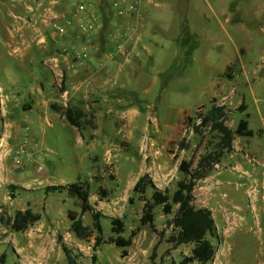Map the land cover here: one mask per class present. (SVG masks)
Instances as JSON below:
<instances>
[{"label": "rangeland", "instance_id": "374dc122", "mask_svg": "<svg viewBox=\"0 0 264 264\" xmlns=\"http://www.w3.org/2000/svg\"><path fill=\"white\" fill-rule=\"evenodd\" d=\"M223 1L237 10L233 18L244 17V29L233 33L234 44L221 37L223 44L208 57L214 67L198 75L199 67L192 64L197 41L181 13L177 15L173 9V23L167 26L163 21L165 30L156 35L157 39L151 37L147 43L137 44L136 53L122 44L117 46L123 52L114 66L119 70L107 77L106 90L88 94L87 107L81 108L83 126L77 131L51 106L68 107V72L84 66L94 47L88 40L91 35L96 41L103 38L102 33H111L116 40L118 33H123L110 19L120 16L109 10L110 0H0V255L4 254V264H67L58 236L78 255V264H179L189 256L191 245L174 248L167 241L172 232L167 222L176 207L170 215L163 214L161 207L154 209L153 231L139 224L142 203L131 189L147 174L154 184L166 185L171 196L176 183L183 179L178 171L180 160L192 159L194 166L198 157L211 149L212 135L194 134L188 120L201 107L215 102L233 110L226 123L231 129L245 115L251 121L264 118V13L259 20L252 14L256 9L264 10V0ZM78 5L84 6L82 13L76 11ZM171 5L183 7L182 0H172ZM90 14L97 16L99 27L82 32L78 24L83 15ZM217 20L223 23L222 17ZM223 25L230 31V25ZM98 31L101 35L94 36ZM186 37L191 43L185 44ZM84 45L86 57L77 62L73 51H80ZM225 45L228 66L223 61ZM42 69L52 76V88L41 90L37 104H33L31 96L36 93H24L22 83L30 70L41 75ZM213 72H217L214 79L221 91L204 102L203 88H207ZM227 87H234L235 93H222ZM199 102L204 104L197 106ZM241 103L245 109L239 112ZM248 107L253 113L252 109L245 113ZM180 140L189 147L178 149ZM237 140L244 138L236 136L232 145L238 144ZM244 147L238 146L241 160L253 164L251 156L244 157ZM21 148L24 160L16 167L12 157ZM232 166L234 163H229L223 169ZM74 183L87 185L88 202L101 216L100 234L93 227L91 214L80 213V200L66 189ZM201 185L199 181L194 190L195 203L210 208L216 228V236L208 237L215 254L207 264H264V218L255 214L262 205L243 201L240 190L226 185L214 191L217 204L211 195L197 190ZM56 186L64 188L48 190ZM25 210L37 214L38 220L22 232L5 226L6 219ZM70 213L79 215L83 225L92 228L90 238L78 240L71 233ZM227 213H237L246 225L232 230L233 217L227 218ZM111 220L120 221L122 230L112 226ZM132 233L127 247L109 242L110 238L127 239Z\"/></svg>", "mask_w": 264, "mask_h": 264}, {"label": "crops", "instance_id": "0c3cea01", "mask_svg": "<svg viewBox=\"0 0 264 264\" xmlns=\"http://www.w3.org/2000/svg\"><path fill=\"white\" fill-rule=\"evenodd\" d=\"M201 1L206 4L201 5L198 0H195L191 5L192 0H182L183 7H178L171 5L172 0H139L138 11L136 14L125 13L122 17L111 16L110 19L113 22L115 21L113 24L114 28L123 31V33L120 32L123 36L121 38L117 37L116 40L113 39L114 35L110 36L111 33L107 34V36L102 33L103 38L99 37L101 31H105L103 23H101V31L93 33L94 36L99 33V38H95L96 41L92 38L93 35L88 38L90 43L94 42V47L92 46L90 48L89 56L84 61V66L76 70H71L67 74L69 83L67 91L68 107H74L82 111L81 108L87 107L89 93H100L103 90H106L108 84L107 77L111 76L112 73H114L113 71L119 70L114 66L119 64L120 55L123 54V52L118 50L119 48H117V46L122 44V47L127 51L131 50V53H136L137 44H145L151 37L154 39L156 38V35L158 36L163 30H165L166 27L163 25V21L167 22V26L173 23L174 18L171 16L174 11L173 9L177 10V15L181 13L180 18L183 22H187V26L190 28L189 32L194 34V39L197 41L198 45L193 52L192 64L196 63L199 67L198 75L201 76L204 73V70L214 67V63L208 59L210 52L217 46L223 44L222 41H220L222 36L226 37L230 44H234L235 35L233 33L237 32L236 30L244 29V17L241 16L239 19L236 17L233 18L232 14H236L237 10L234 11L230 8V2L225 4L223 0ZM196 2H198V4ZM109 10H111V8ZM78 13L82 12L78 11ZM262 13H264V10L260 8L252 11L253 16H255L254 19L256 20L261 19L260 16ZM100 16L103 20L102 13ZM218 17L223 18V23L221 21L218 22ZM73 18L77 17L74 15ZM182 21L180 20V22ZM224 23L230 25V31L225 30ZM160 25L162 27L161 31ZM154 30H158V32H153ZM189 38L190 37L184 38L185 44L189 42L191 43L190 40L192 39ZM88 40L86 39L85 42H88ZM226 45H229V43ZM222 54L224 55L223 61L225 62V66H228L229 56L227 46L222 51ZM100 63H102V66H100ZM39 71L41 75L34 74L30 70L27 74V80H24L22 83L24 85V93H36L31 96L33 104H37L38 94L41 93V90L44 91L46 89L49 91L52 88V76H50L49 73H44L43 69ZM216 76L217 72H213L211 77L212 80L206 89L203 88L204 95H206L204 102H209L214 96H217L216 93L221 91L219 90L220 88L217 89V81L214 79ZM234 91V87L231 88V90L227 87V91H222V93L227 92V94L231 96L235 93ZM198 93L202 94V89ZM64 95L65 94L63 93L60 98L64 97ZM5 98H7V94H5ZM28 98L29 95L27 94L26 99L28 100ZM203 104L204 103L199 102L197 106H202ZM250 109L252 108H246L245 113L248 114ZM253 110L254 109H252V113ZM254 113L256 114V112ZM256 121L258 122L257 125H255ZM256 121H251L250 118H247L248 128L253 132V136L238 137L239 139L244 138V140H237L238 144L232 145L234 152L227 154L225 158L223 157V159H221L220 163L216 166V168L220 167V169L218 168V170L213 171L211 175L201 180L203 185L199 186L197 190L201 189L199 190L201 191V194L203 193L207 196L211 195L215 202H217L214 198V191L216 188L219 190L221 186L226 185L227 187L230 186L232 189L240 190V192H242L241 197L243 201L246 200L249 203H254L255 201L257 204L259 203L262 205L261 209H254L256 215L260 214V216L264 218V118L260 117ZM257 137L259 138L256 140ZM239 145L245 146V149H242L245 151L244 157L251 156L250 158L254 162L253 164H251L250 161L241 160L243 155L238 152ZM229 163H234V166L228 169H223V167ZM207 181H209L211 185L206 183ZM154 185L158 189H165L166 187V185ZM236 197L235 194V199ZM239 197L240 195L238 198ZM236 206L237 205H235V207ZM201 207L210 210V208L203 204ZM228 217H230L229 219H232L233 217L232 230L236 227L239 228L246 225L243 221L244 219L237 213L228 214L227 218ZM259 217H257L258 222Z\"/></svg>", "mask_w": 264, "mask_h": 264}, {"label": "trees", "instance_id": "16d2710c", "mask_svg": "<svg viewBox=\"0 0 264 264\" xmlns=\"http://www.w3.org/2000/svg\"><path fill=\"white\" fill-rule=\"evenodd\" d=\"M65 121L77 131L83 126L82 119L85 115L80 109L74 107L56 108ZM245 109L241 103L237 111L242 112ZM233 110H229L224 105L213 102L209 107H201L191 121L192 131L194 134L204 137V133L208 132L212 135L210 142L211 149L200 155L193 166V160H180L178 171L183 175V179L176 183V189L171 196L168 190L158 189L153 184L147 174L140 176L134 183L131 193L136 194L142 203L141 216L139 224L141 226L148 225L154 230V209L161 207L163 214L170 215L173 206L176 207L172 213L171 219L167 225L172 228L167 241L176 248L180 245H191L190 254L184 258L179 264L195 262L197 264H207L211 261L215 254V248L208 237L216 236V228L210 210L199 207L195 203L194 190L197 183L205 179L214 168L220 163L221 159L233 152V140L237 137H252L253 132L248 128L247 115L240 118L234 129L227 126V121L231 118ZM189 146L184 140H180L177 148L180 150L187 149ZM64 187H50L49 191H61ZM69 194L80 200V213L89 212L93 219V227L98 234L101 233L100 213L95 211L88 202V187L86 184H71L66 187ZM39 216L32 214L30 210L17 212L12 218L5 220V226L14 232H22L27 227L37 221ZM69 229L78 240H86L92 235V228L82 223L81 217L70 213ZM111 225L115 226L119 231L122 230V223L118 220H111ZM131 236L127 239L116 237L110 238L109 242L114 243L117 247H127L130 245ZM62 252L64 253L67 264H78V255L62 242V238L57 239ZM0 264H4V254L0 255Z\"/></svg>", "mask_w": 264, "mask_h": 264}, {"label": "built area", "instance_id": "2783aa9c", "mask_svg": "<svg viewBox=\"0 0 264 264\" xmlns=\"http://www.w3.org/2000/svg\"><path fill=\"white\" fill-rule=\"evenodd\" d=\"M139 0H110V6L114 15L123 16L125 13L136 14L138 11ZM77 11H84L83 5H78ZM81 22H79L78 27L82 32H90L99 27V22L97 16L90 14L89 16H82ZM58 32H62V28L59 25L55 26ZM122 33H118V37L121 38ZM119 48V47H118ZM87 45L80 48V51H73V56L77 62L82 61L86 57ZM24 149L18 150L12 157V163L14 166L18 167L22 164L24 160ZM40 169V168H39Z\"/></svg>", "mask_w": 264, "mask_h": 264}]
</instances>
